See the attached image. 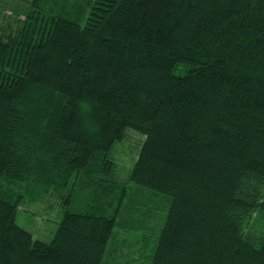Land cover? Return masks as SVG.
<instances>
[{
	"label": "trees",
	"instance_id": "obj_1",
	"mask_svg": "<svg viewBox=\"0 0 264 264\" xmlns=\"http://www.w3.org/2000/svg\"><path fill=\"white\" fill-rule=\"evenodd\" d=\"M0 264H264V0H0Z\"/></svg>",
	"mask_w": 264,
	"mask_h": 264
},
{
	"label": "rangeland",
	"instance_id": "obj_2",
	"mask_svg": "<svg viewBox=\"0 0 264 264\" xmlns=\"http://www.w3.org/2000/svg\"><path fill=\"white\" fill-rule=\"evenodd\" d=\"M143 139L144 136L135 131H129L126 140L119 144L117 153L122 151V159L119 161L121 169L123 168L126 170L131 167L130 165H132L138 156ZM56 197L57 195L55 194L47 193L45 199L35 203H30L26 198L19 207L17 213L18 223L30 230L36 238L50 241L54 237L60 224V218L64 207L61 198L59 197L56 201ZM116 254H118V252H116ZM117 258L121 260L123 257Z\"/></svg>",
	"mask_w": 264,
	"mask_h": 264
}]
</instances>
